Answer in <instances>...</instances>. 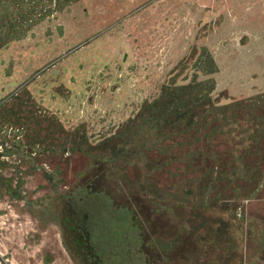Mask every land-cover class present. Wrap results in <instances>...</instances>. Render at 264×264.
Masks as SVG:
<instances>
[{
  "label": "rangeland",
  "instance_id": "1",
  "mask_svg": "<svg viewBox=\"0 0 264 264\" xmlns=\"http://www.w3.org/2000/svg\"><path fill=\"white\" fill-rule=\"evenodd\" d=\"M0 264H264V0H0Z\"/></svg>",
  "mask_w": 264,
  "mask_h": 264
}]
</instances>
